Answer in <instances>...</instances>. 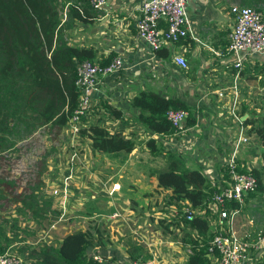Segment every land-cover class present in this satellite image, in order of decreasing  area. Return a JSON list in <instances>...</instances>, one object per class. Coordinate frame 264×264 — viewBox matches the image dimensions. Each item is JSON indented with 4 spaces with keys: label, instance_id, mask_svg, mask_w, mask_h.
<instances>
[{
    "label": "crops",
    "instance_id": "1",
    "mask_svg": "<svg viewBox=\"0 0 264 264\" xmlns=\"http://www.w3.org/2000/svg\"><path fill=\"white\" fill-rule=\"evenodd\" d=\"M139 1L108 0L107 5L98 12L92 23L74 21L69 28L64 30V37L69 45L91 47L96 51L97 57H105L112 53L114 57L120 59L122 65V70L117 75L110 74L99 78L96 90L90 96L92 111L90 110L87 115L88 118L95 117V119L93 122L89 120L87 125L97 124L101 121L99 117L110 118L112 116L115 118L116 123L122 121L119 126L122 131L119 132L130 138L131 135L128 132L133 129L134 125H137V127L148 133V138L155 139L156 144H159L163 151L174 152L186 166L198 168L211 186L217 187L221 183V179L225 176L222 164L231 157L234 159L236 168L249 170L255 167L246 156L239 154V147L249 139H252L256 145L249 153L255 154L258 148H264L259 144V140L254 133L247 134L246 132L249 126L243 124L242 121L247 117V112L241 114L242 107L238 110L241 85H247L246 82L249 80L245 78L246 75L243 73L240 74L239 72L238 76L233 73L229 57L225 53L228 35L233 23V16L230 14L229 9L237 2L235 0H187L185 13L191 20L192 36L195 40L190 37L183 38L173 44L159 48V53L152 52V56L149 47L137 39L135 35L134 22L138 16L136 6ZM160 26L164 28L162 22ZM177 53L187 62V69L181 68L172 62V56ZM243 68L248 69L250 72L259 68L264 70V55L249 56L241 70ZM257 80H262L260 74L257 75ZM141 89H150L163 97L178 98L186 103L191 109L190 116L193 118V124L186 125L185 118L182 131L165 135H158L146 130L136 121L137 110L128 104L130 97ZM260 89L261 91L264 90L263 84L260 85ZM217 93H220V95ZM223 109H225V115ZM249 109L257 111L255 106H251ZM97 118L100 120H97ZM98 124L106 130L110 128L108 126L107 129L103 124ZM114 130L117 131V128L115 127ZM239 133L245 138V141H238ZM135 149L134 145V148L127 154L126 159L121 158L120 161L108 157L98 158L99 155L104 154L90 151L91 158H97V160L83 159L81 162V178L86 187L83 192V198L85 199L82 204L83 210L79 213L87 215L86 211L89 214L98 211L94 206L99 205L103 200L104 202L100 205L99 211L108 209L112 211L115 205L118 204V197L120 201L126 200L121 198L124 196L123 193L121 195L117 194L119 188L110 190V186L109 188L104 186L108 198L105 195L95 193L97 188L96 178L97 176L109 174L107 172L113 173L114 177L119 176L120 168L124 166L132 167V165L137 164L138 162L134 163L135 161L133 162L131 158ZM148 154L150 153L148 152ZM163 165L162 159V167ZM150 175L152 183L150 191H152L155 187V179L153 173ZM82 182L81 187H83ZM114 193L117 195H114ZM167 193L168 190H160L158 193L152 191L151 195L159 196L162 194L165 204L172 206L179 213V209H176L177 203H167ZM142 196L144 197L141 200L148 203L150 198L148 199L146 195ZM72 200L68 201L67 204H73ZM130 204H132L130 210L134 212L135 200L130 201ZM183 204L189 207L187 203L184 202ZM242 206L243 202L239 213ZM91 208H93L92 212H90ZM64 209L68 210L70 208L62 205L60 210L65 211ZM79 210L80 208H76L75 211ZM190 210L193 212L191 208ZM114 211L117 212V209ZM131 211H128L127 215L131 216ZM93 215L95 214L93 213ZM122 215L125 214L122 213ZM91 216H87L85 220H82L83 225L79 222L76 223V226L74 224L71 226L72 228L77 227L78 230H87L92 234H94V231L98 233L99 239L94 241L88 252H97L99 244H102V247L99 248L103 252L100 250L99 252L106 259L116 262L120 259L132 260L125 253L126 247H122L117 242L110 247L111 249L104 251L105 246H110L109 239L113 236V230L109 232L103 230L102 228L107 229V226L101 228L103 220L99 224L90 222V219L95 217ZM105 219H107V216ZM121 219V214L118 212L116 218L107 219L106 222ZM175 219L176 222L173 224L178 228L180 227V232L183 234L180 217H175ZM162 221L160 220L159 223H162ZM81 226L83 229H79ZM74 231L63 232L57 240L64 234ZM145 232H147V229ZM132 234L138 235L144 244L142 246V244L135 243L134 247H143L149 254L148 258H155L153 254L156 253L153 251L154 242L149 241L147 236L141 232H132ZM166 245L170 246L171 243L168 242ZM180 245L184 247L185 254L182 260L176 264H185L187 255L191 252L190 247L183 240L180 241ZM115 248L119 252L114 250ZM259 250L250 264L258 258L264 257V244ZM122 252H124V255L126 254V257L121 255ZM157 256L159 257L156 253V258ZM160 261L161 263L157 260L158 264H166L162 257Z\"/></svg>",
    "mask_w": 264,
    "mask_h": 264
},
{
    "label": "trees",
    "instance_id": "2",
    "mask_svg": "<svg viewBox=\"0 0 264 264\" xmlns=\"http://www.w3.org/2000/svg\"><path fill=\"white\" fill-rule=\"evenodd\" d=\"M235 1L239 6L264 12V0ZM99 11L93 9L88 0H0V156L15 145L21 134L33 128L45 125L60 128L68 124L71 111L78 101L74 85L78 62L87 60L100 66L110 63L114 57L112 53L97 57L91 47L69 45L64 37V30L72 22L92 23ZM159 50L154 52L159 53ZM245 61L240 74L248 70H241ZM232 71L235 69L232 68ZM262 71L263 68L254 70L247 78L255 80ZM128 104L137 110L136 121L158 135L173 132L165 115L168 109L187 111L185 123L193 124L191 109L186 103L178 98L163 97L150 89L138 90L130 97ZM245 110L242 107L241 114ZM242 122L249 126L247 134L254 133L264 147V110L259 114L254 109L248 110ZM79 133L88 139L92 152L115 157L125 156L134 148L130 137L120 132L110 133L99 124L87 125ZM145 145L150 154L160 156L164 162L163 167L153 173L154 191L168 190V204L177 203L179 209L185 207V202L193 210L188 213L189 219L183 213L180 217L184 231L182 240L189 244L191 251L185 264H216L217 254L207 250L212 236L217 232L211 234L209 219H219L207 207L215 186L210 185L198 168L186 166L176 153L163 151L155 139L148 138ZM260 159L263 162L260 168H235L239 172L251 173L256 179L254 191L263 193L264 151L260 153ZM3 184L0 176V199L3 197ZM251 193L253 191L247 194ZM17 202L19 212L29 211L35 216L46 207L50 208L48 202L37 203L33 195L21 194ZM225 207L236 208L238 204L227 202ZM13 228L9 226V232ZM96 239L99 238L95 231L92 234L87 230H78L64 234L54 245L39 242L35 246L22 248V251H26L24 264H113L109 259L97 262L89 256L88 249ZM10 241V234L0 222V255ZM138 251L141 248L133 247L128 255L135 259L140 257ZM145 258L148 256L142 260ZM252 264H264V257Z\"/></svg>",
    "mask_w": 264,
    "mask_h": 264
},
{
    "label": "rangeland",
    "instance_id": "3",
    "mask_svg": "<svg viewBox=\"0 0 264 264\" xmlns=\"http://www.w3.org/2000/svg\"><path fill=\"white\" fill-rule=\"evenodd\" d=\"M186 66H188L187 62ZM121 70L120 68L111 74L117 75ZM250 74L249 70L245 73V78L249 81L246 82L247 85H241L238 110L240 107H245V111L247 112L251 106H255L256 112L259 114L264 110V92L260 89V85H264V71L260 73L263 81L257 80V78L255 80L248 79L247 76ZM102 76L105 75L96 76L97 83ZM247 105L250 107L248 108ZM90 110L92 111L91 106L85 115L73 126L69 122L60 128L45 125L33 128L28 133L21 134L15 145L0 156V176L4 181L1 188L3 197L0 199V222L1 226L10 234L12 240L3 253L17 258L24 264L23 255L26 251H22V248L35 246L39 242L54 245L63 232L68 230L78 231L77 227L72 228L71 226L73 224L76 226V223L79 222L81 224L82 220H85L87 216H91L94 213L95 215L93 216L95 217L90 219V222L99 224L103 220L101 228L102 226H107V229H102L107 232L113 230V236L109 239L110 246H105L104 251L111 249L110 247L117 242L122 247H126L125 253L128 254L127 252L134 247L135 243L144 245L138 235L132 234V232H141L147 236L149 241L154 242L153 251L159 257L157 256L156 258V253L153 254L160 263L161 257L166 261V264L180 262L185 254L184 247L180 245L183 234L180 232L181 228H178L173 223L176 222L175 217H181L184 207L179 208V213H177L172 206L165 204L162 194L159 196L151 195V192L154 190L150 191L152 188L150 174L162 168V158L148 154L149 148L144 144L148 138V133L142 130V128L137 127V125H134L133 129L129 130L130 132L128 133L131 135L136 148L131 158L133 162L135 161L134 163H138L132 165V167L124 166L120 168L119 176L116 175L114 177L113 173L107 172L109 174L97 176L96 178L97 188L95 189V193L105 195L106 197L104 186L109 188L113 183L119 185L117 194L121 195L123 193L124 196L121 198H125L126 200L120 201L117 196L118 204L113 209H117L122 219L106 222V216L110 215L114 210L99 211L100 205L104 200L99 205L94 206L98 211L92 214L86 211L87 215L79 213L83 210L82 204L85 202H83L85 200L83 192L86 187L81 178V162L83 159L89 161L97 160V158H91L90 156L91 149L88 139L79 133L81 128L87 126L89 120L93 122L95 119V117L88 118L87 115ZM223 110L225 115V109ZM99 118L101 121L97 122V124L101 123L107 129L109 126L108 130L110 133L122 131L119 128L121 120L116 123L115 118L112 116L110 118ZM99 118L97 120H100ZM115 127L117 131L114 130ZM254 146L256 145L252 139L247 140L239 147V154H243L252 161L253 166H255L253 168H260L263 163L260 162V153L264 151V148H258L255 154L249 153L253 150ZM102 157L120 161L121 158L126 159L127 155H119L117 157H111L110 155L98 156V158ZM81 182L83 183V187H81ZM8 183L11 184L8 186ZM214 190H216V187ZM21 194L35 196L37 203L40 204L48 202L50 208L46 207L44 211L39 212L36 216L31 215L29 211L19 212L17 197ZM117 194L114 193V195ZM142 195H146L148 199L150 198L148 203H144L141 200L144 197ZM243 198L245 199L241 212L236 216L232 226L238 234L243 236L242 240L252 243L259 235L264 234V192L253 191L251 194H245ZM71 200L73 204H67ZM132 200H135L134 212L130 210L132 208L130 201ZM62 205H66L70 209L61 211ZM76 208H80V210L75 211ZM92 211L93 208L90 209V212ZM128 211H131V216L127 215ZM122 213L125 215H122ZM160 220H163L162 223H159ZM180 224L183 226L181 221ZM11 225L14 228L9 232V226ZM209 225L211 234H214L223 228L224 220L211 218L209 219ZM79 229H83V227L81 226ZM146 229L147 232H145ZM168 242L171 243L170 246L166 245ZM99 247H102V244H99L97 248L98 254H100L99 250L103 252ZM114 250L118 251L116 248ZM123 253L121 255L126 257V254L124 255ZM139 253H141L140 257L132 260L129 259V261L142 260L144 257L149 256L143 247ZM129 261L127 259H120L118 262L112 260L114 264H129Z\"/></svg>",
    "mask_w": 264,
    "mask_h": 264
},
{
    "label": "built area",
    "instance_id": "4",
    "mask_svg": "<svg viewBox=\"0 0 264 264\" xmlns=\"http://www.w3.org/2000/svg\"><path fill=\"white\" fill-rule=\"evenodd\" d=\"M186 2L187 0L139 1L136 6L138 16L134 22L135 35L149 47L151 55L155 50L180 39L186 37L194 39L191 20L185 13ZM88 3L93 9L101 10L107 5L108 0H88ZM229 12L233 16V23L225 53L229 57L231 67L235 69L233 73L238 76L241 65L247 57L264 55V12L236 4L230 7ZM161 22L164 28H161ZM172 62L181 68H186L185 60L178 53L172 56ZM121 66V61L117 57H113L105 66L87 60L76 64L74 85L78 93V101L68 119L71 126L89 109L90 96L96 90V76L115 73ZM217 94L220 95V93ZM165 115L174 133L183 130L187 111L168 109ZM238 141H245L241 133H239ZM222 167L225 176L212 193L207 207L210 212L217 214L219 219L224 220V226L212 236L207 250L209 253L217 254V264H250L264 244V234L250 243L242 240L243 236L234 230L232 224L239 213L243 196L255 190L256 179L249 172L237 171L233 157L227 159ZM110 188V190L118 189L119 185L113 183ZM227 202H236L238 207L227 209L225 207ZM189 212H191L190 208L185 206L183 214L186 219L190 218ZM117 216L118 212L113 211L107 219H114ZM89 256L97 262H103L106 259L95 251H91ZM130 262L129 264H158L153 257ZM0 264H21V261L3 253L0 255Z\"/></svg>",
    "mask_w": 264,
    "mask_h": 264
}]
</instances>
